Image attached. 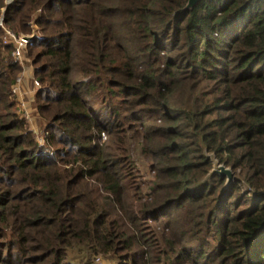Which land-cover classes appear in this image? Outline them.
Wrapping results in <instances>:
<instances>
[{"label":"trees","instance_id":"obj_1","mask_svg":"<svg viewBox=\"0 0 264 264\" xmlns=\"http://www.w3.org/2000/svg\"><path fill=\"white\" fill-rule=\"evenodd\" d=\"M186 2L0 0L45 134L0 27V264H264V0Z\"/></svg>","mask_w":264,"mask_h":264},{"label":"rangeland","instance_id":"obj_2","mask_svg":"<svg viewBox=\"0 0 264 264\" xmlns=\"http://www.w3.org/2000/svg\"><path fill=\"white\" fill-rule=\"evenodd\" d=\"M11 1L12 0H4V3H9ZM3 10H4V8H2L1 11H3ZM0 27L3 30V34L1 33L2 42L6 43V44H9V43H7L5 41L6 31L8 30L11 33H14V32L8 26H6V25H4L2 23V18H0ZM35 27H36V25H35ZM32 30H33V27H32ZM17 35H21L22 36V35H25V34H23V33L21 34L20 33V34H17ZM11 49H12V47H11ZM27 51H28L27 48L24 49V51L22 53L21 62L18 63V65L20 67V71H19L18 75L21 77V79L19 80L17 85H18L19 91H20L23 99L28 104L27 108L31 112L30 113V119L28 121L26 120V122L30 126V129H32V128L34 129V131H33L34 134L33 135L37 138V136L40 135V132L43 129L44 123H43V121H39L37 115H35L36 114V107H37V104H36V101H35V93L36 92H34L35 88H34L33 82H31V77H34V75H33V68L34 67H33L31 58L27 54ZM10 96H11L12 99L15 100V97L12 94V92H10ZM17 114L19 115V110L18 109H17ZM105 139H106L105 135H103L101 137V141L103 142ZM131 154H132V157L135 158L138 161L139 165L138 164L137 165L139 166V171H140L138 173L139 174V180H140V183H141V186H142L143 193H146L150 189V187H151V185L153 183V180H154V173H153L152 170H150L148 168L149 167L148 166V162H150V159L146 158L145 160H143V158L138 156L136 151H134V150H132ZM97 256H100L101 260L102 261L104 260L106 262V264H116L117 261H118L117 258L116 259L115 258H109L108 259V258H105V257H103L101 255H97ZM94 264H96V263H94Z\"/></svg>","mask_w":264,"mask_h":264},{"label":"built area","instance_id":"obj_3","mask_svg":"<svg viewBox=\"0 0 264 264\" xmlns=\"http://www.w3.org/2000/svg\"><path fill=\"white\" fill-rule=\"evenodd\" d=\"M5 41L7 43H9L12 47L11 49V56L12 58L17 62H21V59H22V53L24 51V49L27 48V44L29 41H27L26 39H24L21 35H17L15 33H11L10 31H6V36H5ZM21 79V77L18 75L17 78H16V81L15 83L12 85L11 87V92L12 94L14 95L15 97V102H16V106H17V109L19 110V116L25 120H29L30 119V110L27 108V102L23 99L20 91H19V88H18V82L19 80ZM31 82H33V85H34V92L35 90L39 89L40 87V83L37 79L31 77ZM36 115V114H35ZM33 129V128H32ZM34 131V129H33ZM44 132L41 131L40 132V137L37 136V140L39 143H42L43 140H44ZM39 137V138H38ZM95 263L96 264H106V262L103 260H101V257L100 256H96L95 257Z\"/></svg>","mask_w":264,"mask_h":264},{"label":"water","instance_id":"obj_4","mask_svg":"<svg viewBox=\"0 0 264 264\" xmlns=\"http://www.w3.org/2000/svg\"><path fill=\"white\" fill-rule=\"evenodd\" d=\"M197 1L198 0H187L184 6V9L191 10ZM35 19H36V16L33 18V21H32V27H33L32 33L22 35V37L29 42L33 38L39 36L37 32V28L34 25ZM206 156L210 158L212 166H211V169L207 172V174L202 178V181H207L214 175H219L221 177H225L224 186H227L234 177L232 168L230 166H225L223 163H220L219 160L215 157L214 153H207Z\"/></svg>","mask_w":264,"mask_h":264}]
</instances>
